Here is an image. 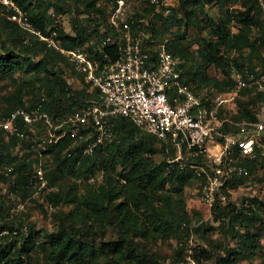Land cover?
Wrapping results in <instances>:
<instances>
[{"label":"trees","instance_id":"obj_1","mask_svg":"<svg viewBox=\"0 0 264 264\" xmlns=\"http://www.w3.org/2000/svg\"><path fill=\"white\" fill-rule=\"evenodd\" d=\"M15 1L44 33L53 25L51 9L68 15L71 32L63 24L58 32V39L66 48L88 45L90 53L99 57L97 47L106 34L111 33L116 40L123 39V34L110 24L108 7L101 4L103 0ZM212 1L179 0L171 14L160 12L151 17L155 7L147 0L148 7L144 11H135L127 19L133 27L149 25L151 49L153 43L166 41L170 51L185 58L182 65L185 79L194 84L195 90L211 85L219 92H226L233 84V66L262 67L259 64L264 62V52L258 45H264V9L260 0H236L240 4L236 10L227 8L229 0H216L221 14L218 19H212L204 11L206 4ZM199 27L206 35L197 37L195 47L191 48L184 39L190 28ZM254 28L258 29L259 44L252 38ZM26 34L0 10V82L9 81L14 87L3 95L4 115L18 107L41 104L54 119H61L67 113L97 102L99 90L91 88V83L83 79L65 55L34 35L25 42ZM167 34L171 36L166 37ZM92 39L95 42L91 43ZM108 47L114 58L117 47ZM247 48L251 62L245 63L243 54ZM227 49L235 52L232 57L226 55ZM211 67L220 69L221 76L211 75ZM24 74L30 77L25 78ZM76 79L83 86L79 87L74 82ZM240 95H253L254 102H264V89L259 87L245 88ZM239 105L237 115L233 116L235 120H259L251 101L239 99ZM19 128L26 129L23 124ZM225 128L229 126L226 124ZM114 130L116 141L98 147L91 155L65 153L72 140L70 133L48 148L55 163L53 171L50 168L47 174L52 184L64 177L88 179L97 171L103 174L98 185L85 182L82 191L80 184L73 182L58 185L56 190L45 194L48 203L71 207L68 212L55 213L54 230L37 229L25 219L14 220V207L9 208L7 202L0 199V264H40L34 262L35 250L41 252L46 264H95L99 256L106 258L102 264H161L142 239L194 228L182 193L185 182L196 177L195 172L182 168L177 162L169 164L167 159L175 155V150H168L167 144L162 142L161 148H157V136L128 117L114 118ZM26 139L17 134L5 138L0 130V166L15 165L11 174L0 172V181L8 185L9 193L21 195L23 199L35 190L31 179L36 161L17 159L14 154L16 148L27 144ZM159 150H163L167 158L156 163L147 154ZM263 158L260 155L250 162L251 169ZM242 179L245 178L228 182L224 188L227 199L214 206V220L220 221L221 232L215 244L219 254L214 264H252L256 256L260 257V264H264V200L253 197L247 203L237 204L229 198ZM174 182L178 185L171 190L169 185ZM111 227L118 235L106 242L103 239ZM202 227L200 224L195 228L196 232L202 231ZM40 233L44 239L38 242Z\"/></svg>","mask_w":264,"mask_h":264},{"label":"built area","instance_id":"obj_2","mask_svg":"<svg viewBox=\"0 0 264 264\" xmlns=\"http://www.w3.org/2000/svg\"><path fill=\"white\" fill-rule=\"evenodd\" d=\"M107 1L114 9L109 16L110 24L123 34V39L116 40L111 33L106 34L97 47L100 53L96 57L88 45L66 48L61 44L58 32L66 17L63 13L51 10L53 25L44 33L15 0H0L5 17L27 32L25 42L34 35L56 48L91 83V88L99 90L97 102L67 113L61 119H54L41 104L18 107L8 115H0V130L7 138L13 134L26 138L28 130L42 131L30 140L36 165L31 179L35 190L29 198L50 189L47 177L50 168L45 164V155L51 144L70 133L72 140L65 153L91 155L98 147L116 141L114 118L126 116L167 144L168 150H175V155L167 159L169 164L177 162L182 168L193 170L201 180V201L213 208L217 202L227 199L224 188L228 182L240 177L251 178L249 163L264 156L259 140L264 122L237 121L231 114L221 112L219 105L215 107L203 99L185 79L182 66L185 58L170 51L166 41L151 49L149 25L133 27L122 16L125 0ZM149 2L155 7L151 17L160 12L169 15L179 5L178 0ZM108 46L117 47L114 58ZM259 71L260 67L233 66L231 93L238 94L252 87L264 89V73ZM20 124L26 129L19 128ZM226 124L229 129L225 128ZM14 169L15 165L8 163L3 172L11 174ZM25 203L22 199L15 200L13 210L23 211Z\"/></svg>","mask_w":264,"mask_h":264},{"label":"rangeland","instance_id":"obj_3","mask_svg":"<svg viewBox=\"0 0 264 264\" xmlns=\"http://www.w3.org/2000/svg\"><path fill=\"white\" fill-rule=\"evenodd\" d=\"M147 0H125V10L122 14L123 17H128L130 14L134 13L135 11L142 12L146 7H148ZM179 1V0H178ZM264 9V0H260ZM101 4H104L108 7V17L112 13L113 8L111 7L112 3L110 1L103 0ZM240 7V4L236 0H229L227 2V8L229 9H237ZM52 10V9H51ZM208 13V16L212 19H218L220 16V8L219 4L216 0H213L211 3L206 4V9L204 10ZM264 17V13H263ZM63 26L69 32H71V26L69 21V16L67 15L63 21ZM236 29V27H234ZM200 35H206V32L203 30L202 27L199 28H190L184 42L190 46L191 48L195 47V40ZM170 34H167L166 37H170ZM252 38L255 43L259 44V33L258 29L254 28L252 31ZM156 42V41H155ZM159 43H153V48L157 47ZM260 50L262 53L264 52V45L259 44ZM250 49H246L245 53L243 54V59L245 63L251 62V57L249 55ZM235 52L232 50L227 49L226 55L228 57H232ZM262 67L260 68V74L264 73V62L262 61ZM211 75L221 76V70L211 67L210 69ZM19 76V75H18ZM21 77V76H20ZM23 77L29 78L28 74H24ZM79 87L83 86L79 84V82L74 80ZM194 87V84L191 83ZM13 85L9 81H1L0 82V114H3V107L5 103L3 101V95L13 90ZM195 90V89H194ZM196 93L205 97L209 103L213 106H218L221 112L225 114H231L232 116H236L239 110V99L244 101H251V106L253 109L258 111L259 121L264 122V102L258 103L254 102L253 95H240L241 92L238 94H232L230 89L226 92H219L211 85H204L201 87L200 90H195ZM28 98V97H27ZM222 100H225L221 103ZM79 109V108H78ZM28 139H26V145L23 144V147L16 148L14 150L15 157L18 159H27V160H34V156L30 151V140L35 136V134L41 135L42 131H27ZM4 137L5 134L3 133ZM260 144L261 149L264 151V131L260 135ZM161 142L157 141L156 147L161 148ZM150 158L156 162L160 163L167 155L163 150H159L156 153L147 154ZM45 164L48 168L54 169V160L51 153L45 155ZM3 164L0 166V172H3L4 166ZM252 176L251 178H245L241 181L236 187L233 188L232 192L229 194V198L231 201L237 204H241L244 201L246 203L252 199L253 197H259L264 200V158L260 162L258 161L252 167ZM33 174L32 177L34 176ZM14 175V174H13ZM103 179L102 171H97L95 174L90 175L88 179L76 178V177H64L57 180L56 183H50V189L56 190L58 185L67 186L72 184L73 182H77L80 184L79 187L80 191L83 190V186L86 183L93 185H98ZM238 181V180H237ZM177 183H171L169 188L174 190L177 187ZM227 187V186H226ZM225 187V188H226ZM50 189H46L45 191H41L36 198L29 199V196L26 199H23L21 195H14L9 193L8 185L0 181V199H4L7 202L9 208L15 206V200L23 199L25 201L26 206L23 211H14V220H27L32 224H35L37 229H44V231H52L57 226L55 213L58 211L68 212L71 207L68 205H59L54 206L53 204L48 203L45 200V194L50 191ZM174 193H176L174 191ZM182 197L186 203V210L189 215V220L191 221V225H194V228H187L182 229L179 234L171 233L170 231L165 232L164 234H156V236H151L148 239H142L144 245H146L150 251H152L154 255V259L161 264H214L215 259L218 257V247L215 246L216 241L220 240V221L214 220L215 211L214 207L210 208L209 206L205 205L201 201V180L199 177H194L185 182L183 185V193ZM12 213V212H11ZM200 224H203L201 228L202 231L196 232L195 228H197ZM203 231H205L203 233ZM117 231L114 228H109L106 232L105 240L106 242L116 239L117 238ZM43 233H40L39 237H34L42 241L44 239ZM96 243H100V240L97 239ZM214 246V248H212ZM34 262L40 264H46L41 252L35 250L33 252ZM200 261H198V259ZM106 258L104 256H99L95 264H102ZM178 261V262H177ZM243 263H247V261H243ZM130 264V263H127ZM252 264H260V257L256 256L252 260Z\"/></svg>","mask_w":264,"mask_h":264}]
</instances>
